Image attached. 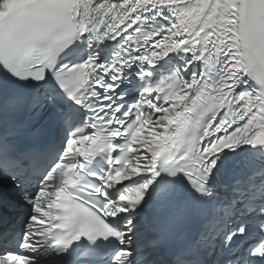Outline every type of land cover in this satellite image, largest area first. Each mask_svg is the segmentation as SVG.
Here are the masks:
<instances>
[{"label":"snow or ice","instance_id":"obj_1","mask_svg":"<svg viewBox=\"0 0 264 264\" xmlns=\"http://www.w3.org/2000/svg\"><path fill=\"white\" fill-rule=\"evenodd\" d=\"M0 264H264V0H0Z\"/></svg>","mask_w":264,"mask_h":264}]
</instances>
